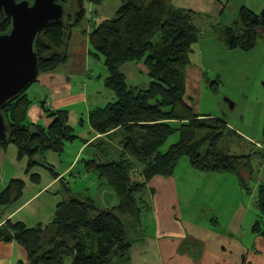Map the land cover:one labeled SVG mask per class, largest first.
Segmentation results:
<instances>
[{
	"label": "trees",
	"instance_id": "1",
	"mask_svg": "<svg viewBox=\"0 0 264 264\" xmlns=\"http://www.w3.org/2000/svg\"><path fill=\"white\" fill-rule=\"evenodd\" d=\"M60 2L63 18L49 22L34 41L38 73L53 71L65 63L72 29L83 19L84 0ZM204 22L209 23L206 35L219 30L230 48L250 50L264 30V10L256 13L241 6L230 25H221L210 13L176 7L172 0H122L112 17L92 23L89 52L102 58L108 71L105 87L116 98L105 107L91 110L89 122L94 132L116 136L121 153L104 161L88 159L85 171L96 172L114 191L117 203L103 208L91 197L70 196L57 205L48 224L27 227L7 220L0 226V238L16 241L25 250L28 264H128L132 245L142 237L136 223L141 226V213L150 207L145 195L147 183L156 175L172 176L182 156L188 157L194 170L235 174L241 188L250 192L251 154L229 153L222 148L225 136L239 134L227 126L222 116L198 115L188 101L187 67L195 42L204 34ZM10 28L11 18L3 14L1 32ZM157 33L159 39L154 43ZM129 62L143 63L151 78L148 85L127 83L120 67ZM30 102L25 90L1 109L8 129L6 137L0 138V161L7 146L13 144L17 158H27L26 172L42 166L57 176L44 154H60L66 143L77 138L68 110L46 109L52 120L43 127L28 120ZM173 134L178 140L162 151V145ZM261 144L259 148L264 150ZM31 180L38 182L39 176L33 174ZM23 189L22 179H10L0 191V212L18 201ZM70 190L66 186L65 192ZM256 205L263 227L260 230L256 222L253 230L264 237V178L257 182ZM184 245L193 249L189 240ZM191 256L194 258L193 253Z\"/></svg>",
	"mask_w": 264,
	"mask_h": 264
},
{
	"label": "rangeland",
	"instance_id": "2",
	"mask_svg": "<svg viewBox=\"0 0 264 264\" xmlns=\"http://www.w3.org/2000/svg\"><path fill=\"white\" fill-rule=\"evenodd\" d=\"M84 1L82 20H87L90 23L91 16H96V22L112 17L121 4V0H104L100 5L93 4V0ZM216 2L221 4V8H224L225 4L230 5L229 10H226L223 16L220 13L221 25L231 24L230 21L233 20L237 7L247 6L256 13L264 10V0H216ZM211 15L215 18L213 14ZM208 24V22L201 23L204 34L195 42L190 57V65L187 67L188 72L190 70L203 72V81L200 85L195 84V74L192 78L189 76L187 79V88H189L187 96L191 98L195 112L222 116L227 120L231 129L240 130L243 132V136L248 138L245 140L246 138L240 135L225 136L222 148L229 153L251 154L249 163L253 174L248 184L250 192L241 188L238 180H235V174L232 173H215L213 175L217 176L213 177L217 178L212 179L192 178L190 183H193L192 185L189 183L188 188V192L191 194L188 200L190 205L188 203L183 205L187 209L184 211L183 218L184 220L187 219V222L189 220L199 225H203L202 223L210 224L212 228L216 229H212V231L193 230V236L189 237L193 249L188 250L190 255L191 253L194 254L193 260H190V263H180L184 261L173 258L167 264H264V237L260 232L253 230L256 222H258L260 230L263 227L256 205V192L257 182L264 178V156L262 155L264 150L259 148L260 142L264 148V141L262 140L264 123V30H261V34L252 49L243 50L230 48L220 36L219 30L206 35L205 30L208 29L206 27ZM158 39L159 33L153 37L152 41L156 43ZM89 56L90 66L96 79L99 74L101 76V73H104L106 67L102 58L91 54ZM120 71L125 74L126 81L130 85L145 81V79H147L146 84L148 85L151 80L144 72L127 64L120 67ZM190 81L193 82L191 87ZM35 86L34 82L28 91ZM98 86L96 82H92L89 84V89ZM108 93L114 95L111 90ZM109 99L111 96H106V93L98 94L95 90L92 100L88 101L98 100V106L102 108L109 104ZM78 105L71 108V116L78 111ZM83 120L81 117L79 120L71 122L77 138L66 143L60 154L48 151L44 155H47L46 160L53 162L54 171L58 173H61L68 164L75 161V168L72 172H80V176L65 175V183L71 189V195H68L67 198L70 196L80 199L85 198V196L91 197L99 206L110 208L117 203L114 191L107 185L98 188L97 182L92 183V180L97 179V173L85 171L86 160L93 158V156L91 157L93 150L90 148L91 150L87 149L88 151L79 153V146L82 143L80 140L82 137H87L90 131ZM81 129L85 130L78 133ZM177 140V134L170 135L162 145L161 150L165 151L170 144ZM76 156H78L77 159H75ZM184 167H189V160L186 156L180 158L176 171L180 173ZM14 169L15 166L11 165L8 160L3 165L1 169L3 173H0V178L4 180V183L1 184L0 181V191L7 186L10 181V174ZM50 174L53 175L52 172ZM5 176L9 178L5 179ZM86 185H89V189H85ZM204 203L206 204L204 205ZM239 204L243 205L245 212L238 216V219H233L232 213ZM212 216L215 217L210 220ZM136 229L145 231L146 227L136 223ZM180 245L177 252L174 253L175 255H180L181 251H185ZM165 256L170 257L168 251L165 252ZM111 264H115V262Z\"/></svg>",
	"mask_w": 264,
	"mask_h": 264
},
{
	"label": "crops",
	"instance_id": "3",
	"mask_svg": "<svg viewBox=\"0 0 264 264\" xmlns=\"http://www.w3.org/2000/svg\"><path fill=\"white\" fill-rule=\"evenodd\" d=\"M172 3L176 7L190 8L197 12L213 14L216 22L219 24L221 23L219 13H222L221 15L223 16L225 11H228L230 8V5L225 4L226 6H224L222 12H219L222 8L221 4H218L216 0H172ZM240 7L235 9V16H233V20L230 21L231 23L237 18ZM96 19V16H91V23L87 20H82L79 24L74 26L67 47V60L65 63L59 65L53 71L38 73L34 81L36 86L28 91L34 83L33 82L26 89V94L31 101L27 109V118L32 123L47 127L52 119L48 117L45 111L46 109H67L70 124L72 121L75 122L82 117L90 131L87 137H82L80 140L82 143L79 146V153L88 151L87 149L91 148L93 150L91 157H97L101 161H104L117 158L121 153V147L119 145V139L116 138V136L109 138L107 134L94 132L89 122L90 111L99 107L98 100L92 102L88 101L92 100L95 90L98 94L106 93V96H111L108 103L115 100V94L109 95L111 93H108L109 89L105 87L104 81L108 76L107 69L104 73H101V76H99V74L95 79V73L90 66L88 36L92 29V23H95L97 21ZM126 64L136 67L137 70L148 75L147 69L143 63L129 62L123 64L121 67ZM189 76H191V78L194 77V83L200 85L203 81L204 74L199 70H190L189 72L187 70V79ZM92 82H96L99 86L89 89V84ZM146 82L147 79L142 82H136L133 85L145 86L147 85ZM191 84H193L192 81H190V87ZM188 89L189 88H187V92L189 91ZM188 101L190 102L191 100ZM77 104H79L78 111L71 116L70 110ZM196 113L198 115L205 114ZM225 121L227 126L231 128L226 119ZM84 130L85 129H81L78 133H82ZM234 131L241 137H244L242 134L243 132L240 130ZM247 139L248 138L245 140ZM105 146L106 148H104ZM105 152H108V156H105ZM77 158L78 156H76L75 159ZM46 159L47 155L45 156V160ZM7 160L11 165L15 166L14 171L10 174V179H22L24 181V189L17 202L0 212V226L4 225L7 220L22 222L27 227H34L38 224H48L54 217L57 205L67 199L68 195H71V193L65 192L67 186L65 183V175L71 174L73 177L80 176V172H72L75 168V161L68 164L61 173L57 172V176L51 175L49 170L47 171V169L42 166H35L32 168L31 172L28 173L26 172L27 158L19 160L17 158V148L13 144L7 146L5 156L0 161V173H3L1 169ZM46 161L53 164V162ZM177 166L172 176L163 177L156 175L148 181L145 193H147L150 207L143 211L140 217V225L146 227V229L145 231L142 230L141 240L132 245L130 252L131 258L128 264H167V262L171 261L173 258H179L184 261L180 263H188L190 260H193V257L188 253L189 249H186L187 245H184V241L189 240V237L193 236V230L198 231L201 229L204 231H212V229H216L212 228L210 224L207 225L202 223L203 225H199L189 220L187 222V219L184 220V211H187V209L183 205L189 204L188 200L191 194L188 192V188L192 178L212 179L217 178L213 177L217 175H213L215 174L214 172L194 170L190 164L189 167H184V169L178 173L176 171ZM33 174L39 176L38 182L31 180V175ZM7 177L8 176H5V179H7ZM235 180H238L239 185H241L237 176ZM0 181L1 184L4 183V180L1 179ZM96 182L98 188L106 185L105 182L101 181L98 177L96 180H92V183ZM192 183L193 182L190 184L192 185ZM88 186L89 185H86L85 189H89ZM150 190H153V192L151 193ZM205 204L206 203H204V205ZM97 205L99 206V204ZM236 207L237 208H235V211L232 213L233 219H238V216L245 212V208L242 204ZM214 217L212 216L210 220ZM214 224L216 225L215 221ZM179 245L183 246L181 248L185 251H181L179 248L181 253H178L180 255H175L174 253L177 252ZM166 251H168L170 257L165 256ZM0 264H28L25 250L14 240L5 241L0 238Z\"/></svg>",
	"mask_w": 264,
	"mask_h": 264
},
{
	"label": "water",
	"instance_id": "4",
	"mask_svg": "<svg viewBox=\"0 0 264 264\" xmlns=\"http://www.w3.org/2000/svg\"><path fill=\"white\" fill-rule=\"evenodd\" d=\"M3 14L11 18V28L0 29V138L8 129L1 109L37 78L36 35L49 22L61 20L64 7L60 0H0V21Z\"/></svg>",
	"mask_w": 264,
	"mask_h": 264
}]
</instances>
